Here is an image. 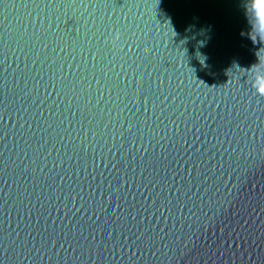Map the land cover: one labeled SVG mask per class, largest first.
Wrapping results in <instances>:
<instances>
[{
  "label": "water",
  "instance_id": "obj_1",
  "mask_svg": "<svg viewBox=\"0 0 264 264\" xmlns=\"http://www.w3.org/2000/svg\"><path fill=\"white\" fill-rule=\"evenodd\" d=\"M254 25L251 0H0V264H264Z\"/></svg>",
  "mask_w": 264,
  "mask_h": 264
},
{
  "label": "snow or ice",
  "instance_id": "obj_2",
  "mask_svg": "<svg viewBox=\"0 0 264 264\" xmlns=\"http://www.w3.org/2000/svg\"><path fill=\"white\" fill-rule=\"evenodd\" d=\"M255 19L259 17L257 21L258 27L261 31H264V0H255V4L252 8ZM259 91L264 93V81H259Z\"/></svg>",
  "mask_w": 264,
  "mask_h": 264
},
{
  "label": "clouds",
  "instance_id": "obj_3",
  "mask_svg": "<svg viewBox=\"0 0 264 264\" xmlns=\"http://www.w3.org/2000/svg\"><path fill=\"white\" fill-rule=\"evenodd\" d=\"M254 4H255V0H251V7L252 8H253ZM258 20H259V17H256V19H255V25H254L255 31H256V33H257L258 36L264 37V31H261L260 28L258 27V24H257V21ZM257 71L259 72L260 70H257ZM255 79H264V73H261ZM253 86L256 87V84L254 83ZM257 94L258 95H264V93H262V92L259 91V88H257Z\"/></svg>",
  "mask_w": 264,
  "mask_h": 264
}]
</instances>
